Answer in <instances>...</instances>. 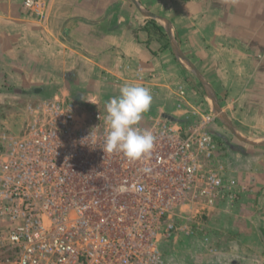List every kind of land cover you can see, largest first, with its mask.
I'll return each instance as SVG.
<instances>
[{
	"label": "crops",
	"instance_id": "1",
	"mask_svg": "<svg viewBox=\"0 0 264 264\" xmlns=\"http://www.w3.org/2000/svg\"><path fill=\"white\" fill-rule=\"evenodd\" d=\"M8 65L24 68L15 80L37 97L53 88L49 98H97L105 106L124 84L141 85L152 95L143 116L167 115L170 78L204 96L194 81L203 84L200 73L221 112L258 144L227 138L235 198L186 206L196 231L168 242L164 264H264V0H45L40 12L25 0H0V67ZM214 106L174 112L184 121Z\"/></svg>",
	"mask_w": 264,
	"mask_h": 264
},
{
	"label": "built area",
	"instance_id": "2",
	"mask_svg": "<svg viewBox=\"0 0 264 264\" xmlns=\"http://www.w3.org/2000/svg\"><path fill=\"white\" fill-rule=\"evenodd\" d=\"M30 113L21 135L0 140V264H164L162 243L196 231L186 206L235 198L216 113L143 116L155 144L136 162L103 151L98 101L55 97Z\"/></svg>",
	"mask_w": 264,
	"mask_h": 264
},
{
	"label": "rangeland",
	"instance_id": "3",
	"mask_svg": "<svg viewBox=\"0 0 264 264\" xmlns=\"http://www.w3.org/2000/svg\"><path fill=\"white\" fill-rule=\"evenodd\" d=\"M16 70H24V68L11 67L9 65L3 68L0 67V140H2L6 136L21 135L26 129V126L29 120L31 119L30 107L37 106L42 100L55 98V97L53 98L48 97L49 93L53 91V88L46 90V92H43L41 94L42 96H39V97L33 96L32 91H27L28 88L26 87V85H21L20 83H17V81L15 80L17 74L14 71ZM8 77L10 78V80H6ZM170 79L171 80H169L167 83L163 84V87L168 89V90L165 89L164 91V97H165L164 101H166V106H167V110L165 112H167V115L166 114H163V115L167 117L168 119H178L179 116L175 114L176 112L175 110L179 108L181 109L182 107L184 108L188 107L191 104L194 105L197 103L198 105H200L201 103L209 102L211 106L213 105L212 99L205 96V92H206L205 86L203 84H199L197 79H196L197 81L194 80L197 85L196 86L197 90L198 91L200 90V92L206 97V99H202V97L204 96L199 97L198 95H196L197 92L192 91L190 88L186 89V87H183L181 84L177 83L178 84L177 85V84L172 83L173 81L176 80V78H170ZM64 86H66V88H63V89H69V90H73L74 88H80V87L74 86L73 83H65L63 84V87ZM29 88L30 90H32L31 89L32 87H29ZM68 99L74 100L73 98H68ZM91 100L98 101L100 103L103 102L101 99H97V98H93ZM88 102H90V99L84 100V103H88ZM220 103L221 104L225 103V100L223 97L220 98ZM189 108L192 109V107H189ZM192 111L189 112L190 115L188 116V119H187L189 121H194V119L198 118V117L197 118L195 117L197 114L192 113ZM202 112L204 114H208L210 112L216 113L214 111H211V109L209 110L207 108L202 109ZM226 117L231 121V118H232L231 116L230 118L228 116ZM231 122L232 123L234 122L233 124L235 127L242 128L243 131L247 132L248 134H244L246 137L253 138L249 134L250 130L242 127L239 121L237 120V118H234V119L232 118ZM211 130H212V134L214 138L216 139V141L224 143L225 150L229 149L227 138L230 141L233 140V143L235 144H237L238 142H241V141H238L240 139L237 138L229 130V128L219 118L218 115L215 121L212 122ZM190 210L191 208L185 207L182 213L183 216L193 217L192 215L193 213H190V214L187 213ZM169 241L171 242V240ZM169 241H164L162 243L163 253H165V251L167 250V246L170 245L168 243Z\"/></svg>",
	"mask_w": 264,
	"mask_h": 264
},
{
	"label": "clouds",
	"instance_id": "4",
	"mask_svg": "<svg viewBox=\"0 0 264 264\" xmlns=\"http://www.w3.org/2000/svg\"><path fill=\"white\" fill-rule=\"evenodd\" d=\"M152 103L150 90L137 84H124L119 94L105 102L104 152L121 153L130 162L147 160L154 149L155 136L139 127ZM150 172V168H143Z\"/></svg>",
	"mask_w": 264,
	"mask_h": 264
},
{
	"label": "water",
	"instance_id": "5",
	"mask_svg": "<svg viewBox=\"0 0 264 264\" xmlns=\"http://www.w3.org/2000/svg\"><path fill=\"white\" fill-rule=\"evenodd\" d=\"M177 54H178V56H179V58L181 60L185 61L189 66L194 68L192 66V64L189 62V60L186 58V56H184L180 51H177ZM197 74L199 75L203 85L205 86V90L207 92L208 98L212 99V101L215 104V106L213 108L214 111L219 116V118L226 124V126L229 128V130L237 138H239L240 140H242L244 142H247V143H250V144H258L257 141H255V139L246 137L237 127L234 126V124L226 117V115H224V113L221 112L217 97L215 96L214 92H212V90L210 89V86L207 85L208 83L203 79V77L200 75V73L197 72ZM261 142H264V141L262 140Z\"/></svg>",
	"mask_w": 264,
	"mask_h": 264
},
{
	"label": "trees",
	"instance_id": "6",
	"mask_svg": "<svg viewBox=\"0 0 264 264\" xmlns=\"http://www.w3.org/2000/svg\"><path fill=\"white\" fill-rule=\"evenodd\" d=\"M74 100L78 101V102H83L84 99H78V98H75Z\"/></svg>",
	"mask_w": 264,
	"mask_h": 264
}]
</instances>
